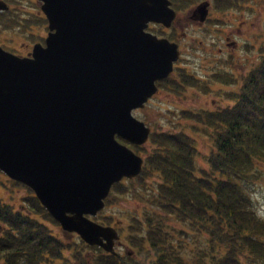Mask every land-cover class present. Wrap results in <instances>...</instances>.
Masks as SVG:
<instances>
[{"label":"water","instance_id":"95a60500","mask_svg":"<svg viewBox=\"0 0 264 264\" xmlns=\"http://www.w3.org/2000/svg\"><path fill=\"white\" fill-rule=\"evenodd\" d=\"M47 22L29 56L0 47V171L27 186L63 232L116 255V230L93 221L111 186L133 178L149 128L132 116L172 70L169 0H37ZM207 2L189 19L202 23ZM6 6L0 4V10Z\"/></svg>","mask_w":264,"mask_h":264},{"label":"rangeland","instance_id":"374dc122","mask_svg":"<svg viewBox=\"0 0 264 264\" xmlns=\"http://www.w3.org/2000/svg\"><path fill=\"white\" fill-rule=\"evenodd\" d=\"M172 1L175 17L171 25L165 28L148 23L146 31L175 42L178 58L167 78L155 83V93L141 108L131 112L149 127L148 140L139 146L118 141L145 163L153 148L151 134L156 136L162 132L181 131L194 140L197 167L208 169L205 160L213 152L212 129L181 113L223 110L234 104L243 80L258 67L262 57L259 48L264 42V0H240V7L235 4L229 8L225 4L211 8L201 24L192 23L188 17L190 11L204 0ZM7 2L8 10L0 14V47L17 56H26L34 43L43 45L47 34L46 19L37 0ZM260 167L261 176L249 191L252 208L264 218V162ZM159 182L158 175L144 167L137 176L120 179L110 189L103 208L91 219L117 231L118 239L113 250L119 257L128 253L138 264H151L156 260L155 254L147 241L140 244V236L146 228L147 215H155V219L165 222L164 229L172 236L179 229L187 231L190 236L184 238L186 245L179 250V254L184 264H196L193 260L195 244L198 245V237L203 242L206 234L201 230L195 231L194 225L188 227L189 223L182 224L166 216L151 204ZM35 202L38 203L30 189L0 172V204L8 205L13 211H30L31 217L65 244L82 242L75 233L63 232ZM63 255L68 256V250ZM245 259L240 253L238 260L242 264H264V261L254 263ZM206 261L203 260L204 264Z\"/></svg>","mask_w":264,"mask_h":264},{"label":"trees","instance_id":"16d2710c","mask_svg":"<svg viewBox=\"0 0 264 264\" xmlns=\"http://www.w3.org/2000/svg\"><path fill=\"white\" fill-rule=\"evenodd\" d=\"M259 50V65L243 80L232 106L181 113L212 129L208 169L197 167L194 140L187 134L150 136L153 148L143 167L160 179L151 204L206 234L203 242L197 238L196 264H204V259L205 264H242L240 253L250 262L264 261V218L252 208L249 191L264 162V42ZM147 216L140 244L147 241L151 246L156 257L151 264H184L179 250L185 248L187 231L179 229L172 236L165 222ZM0 223V264H138L128 253L119 257L83 242L65 244L28 210L13 211L1 203Z\"/></svg>","mask_w":264,"mask_h":264},{"label":"flooded vegetation","instance_id":"af4514ba","mask_svg":"<svg viewBox=\"0 0 264 264\" xmlns=\"http://www.w3.org/2000/svg\"><path fill=\"white\" fill-rule=\"evenodd\" d=\"M1 3L6 6V9L0 10V14H2V12L7 11L8 6H9L7 0H0V4ZM207 3H208V12L211 8L212 9L219 8L220 6L225 5V4L228 5L227 7H229V8L234 6L235 4H236V6L240 7V0H207ZM232 45H233V43H232ZM28 55H29V53H26V56H28Z\"/></svg>","mask_w":264,"mask_h":264}]
</instances>
